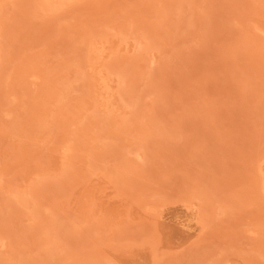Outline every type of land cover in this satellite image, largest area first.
<instances>
[{"label":"rangeland","instance_id":"374dc122","mask_svg":"<svg viewBox=\"0 0 264 264\" xmlns=\"http://www.w3.org/2000/svg\"><path fill=\"white\" fill-rule=\"evenodd\" d=\"M0 264H264V0H0Z\"/></svg>","mask_w":264,"mask_h":264}]
</instances>
